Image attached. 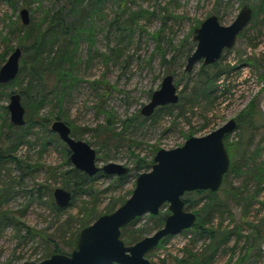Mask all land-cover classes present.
I'll return each instance as SVG.
<instances>
[{
  "label": "rangeland",
  "instance_id": "rangeland-1",
  "mask_svg": "<svg viewBox=\"0 0 264 264\" xmlns=\"http://www.w3.org/2000/svg\"><path fill=\"white\" fill-rule=\"evenodd\" d=\"M50 1L56 0H41L39 4L31 0L29 6L24 7L28 8L30 18L36 22ZM16 2V7H13L8 0H0V66L11 50L19 46L22 36L18 26L19 23L23 24L19 16V9L23 5L19 0ZM84 3L85 12L78 13V16L81 23L93 28V44L89 45L85 34L79 35L76 43L70 42L68 48L74 52V61L65 64V67L72 69L71 72L78 76L77 81L67 87L60 102L54 93L45 97L38 113L48 115L50 124L59 113L58 118L63 119L75 135L95 148L97 165L113 161L130 168L137 157L148 159L159 148L181 145L188 135H204L229 118H236L250 101L261 109L264 122V0H126L127 10L124 11L143 10L132 30L116 31L110 30V21L118 11V0H102L94 4L95 8L88 5L89 0ZM244 4L251 7L252 16L238 34L234 45L224 49L219 58L223 67L231 68L226 79L228 87L221 85L224 76L219 80L215 92L217 99L209 105L201 102L192 110L190 103L186 102L184 114H180L176 107H163L145 119L134 118L148 102L152 91L160 86L165 74H173L179 94L189 90L202 65L200 60L190 71L184 70V52L193 50L196 43L193 39L194 28L211 13L217 15L220 23L229 24ZM3 36H7V41L2 40ZM104 54L108 56L107 60H104ZM22 75L19 74L17 83L2 87L0 105L7 104L11 92H20L26 80ZM21 101L25 107V120L29 121L20 130L24 136L15 155L21 159L23 170L12 162H0V182L6 183L3 205L26 225L42 233L26 234L25 229L18 231L11 222L0 224V261L14 263L40 261L48 257L46 250L50 242L46 235L58 241L65 253L70 252L72 247L67 240L79 227L74 221H71L70 228L62 227L64 219L77 214L85 199L90 201L89 206H96L98 212L104 211L114 198L126 199L135 183V177L130 175L125 183L112 184L111 174L101 171L94 176L96 191L92 198L85 194L75 195L68 210L55 214L48 206L49 196L38 198L36 188L39 183L45 182L53 188L62 186L61 171L69 168L64 150L66 145L59 142L61 139L58 136L59 141L44 127L35 124L36 115L29 111V101H24L23 96ZM185 101L188 99L183 94L179 102L183 104ZM99 106L112 110L113 114L112 130L104 128L110 137L103 144L98 141L97 131L108 122ZM131 117L134 121L124 124V120ZM5 119L10 121L8 111L0 115V138L1 131L5 133L7 130ZM237 131H231L229 138L235 136ZM263 132L264 126L258 137ZM51 167L56 168L55 177L50 174ZM263 201L264 187L260 201L254 204L257 217L264 214ZM166 210L169 211L167 203L159 211ZM234 211V219L237 220L240 213L238 209ZM150 215L145 212L136 221V226L149 228L144 236L158 228L152 227ZM230 219V216L226 217L224 223H229ZM189 238L191 233L181 230L163 244L156 245L147 254L151 264H179L176 258L183 255L185 246L193 249L202 247L204 239L189 242ZM234 239L232 236L230 244ZM241 248L240 243L235 250L239 252ZM229 252L230 249L219 251L210 264H223ZM250 264H264V249Z\"/></svg>",
  "mask_w": 264,
  "mask_h": 264
},
{
  "label": "trees",
  "instance_id": "trees-1",
  "mask_svg": "<svg viewBox=\"0 0 264 264\" xmlns=\"http://www.w3.org/2000/svg\"><path fill=\"white\" fill-rule=\"evenodd\" d=\"M17 0H8L13 7H16ZM23 7L29 6L31 0H19ZM39 4L41 0H34ZM86 0H56L50 1L49 5L44 7L42 17L40 20L34 22L31 18L27 24H20L19 29L22 31L20 37L19 46L22 48V55L18 73L16 77L7 82L0 83V91L2 87L7 84L17 83L19 74L22 75L25 80V85L19 89L21 97L24 101H29V111H33L36 115L35 124L44 127V130L49 133L53 138L59 141L57 134L49 127L50 117L39 114L40 105L43 104L45 97L49 94L57 96V100L60 102L62 96L70 84L77 81L78 76L71 72L72 69L66 68L65 64H72L74 52L69 49L70 42L76 43L75 39L79 35H84L88 40L89 45L93 44V28L81 23L78 13L83 14L84 2ZM102 0H89V4L95 8L96 3ZM118 11L110 21V30H132L135 23L141 14V10H129L126 12V0H118ZM122 13V14H121ZM153 13V12H152ZM255 15V10L253 12ZM124 17V19H122ZM241 33V32H240ZM158 36V32H156ZM3 41H7V36L2 37ZM192 50H186L184 56ZM104 60L108 59L106 54L103 55ZM175 58V56L173 57ZM163 59L166 60L165 55ZM171 61V59H170ZM264 65V61H263ZM231 66H224L220 63L219 59L210 64H202L197 71V77L193 83L188 87V91L184 94V97L188 101L181 104L179 101L183 97V94H179V99L176 103L167 104L164 106H158L153 115L163 107H176L179 109L180 114H184L185 104L189 102L191 110L195 105L203 103H212L217 99L215 94L219 80L221 76H224L221 85L228 87L229 83L226 81L229 69ZM104 83H107L103 79ZM112 86V85H110ZM3 90V89H2ZM68 90V89H67ZM1 98V96H0ZM104 111L106 115V121L104 127L101 126V130L97 131L98 141L102 144L107 141L109 133L105 132L104 128L110 129L113 123L112 110L104 109L99 106L98 108ZM190 110V109H189ZM5 104L0 105V113L5 115L7 112ZM28 113L30 114V112ZM0 114V115H1ZM59 113H56L55 117H59ZM150 115V116H151ZM150 116H143L141 113L135 114L134 118L145 119ZM236 127L238 129L235 136L229 138L230 133H227L224 137V143L228 151L230 163L227 172L223 176V181L219 189H195L186 191L183 194L184 205L186 209H191L196 213L195 222L188 228L184 229V232L191 233V239L202 238L204 243L200 249H193L185 246L184 253L181 257L176 258L179 264H210L215 258L216 254L221 250L230 249L229 255L223 264H250L254 262L264 249V214L261 217H257L255 203L260 201V195L264 187V132L260 134L261 128L264 126L263 113L261 109L253 101L247 103L242 109L241 113L236 116ZM5 126L7 130L1 131L2 136L0 138V162H12L17 167H21L23 170L22 161L15 155L16 149L19 143L23 139L21 129L25 128V124L28 123L27 119L22 125H14L9 120L5 119ZM131 117L124 120V124L133 122ZM136 121V120H135ZM27 122V123H26ZM33 124V123H32ZM31 125V124H30ZM110 125V126H109ZM107 126V127H106ZM112 130V129H110ZM4 133V135H3ZM71 134L75 135L73 130ZM4 136V137H3ZM189 136V135H188ZM110 137V136H109ZM102 140V141H101ZM64 145L63 141H59ZM67 147V146H66ZM64 147L66 152V160L69 163V168L62 170L63 174L62 186L69 189L72 192V198L70 204L67 207L58 206L54 198L52 197L53 186L48 182L39 183L36 188V196L42 198L49 196L47 199L49 208L57 215L68 210V207L72 205L75 195H90V198L94 196L96 191L94 186V176L99 175L101 171L94 175H88L85 172L74 167L69 160V150ZM153 162V155L146 159L145 157H137L134 164L128 170L120 175H111L112 184L118 182L119 184L125 183L130 175L136 176L151 167ZM32 166V165H28ZM56 168H50V174L56 176ZM106 174V173H104ZM56 180V178H54ZM2 183V182H0ZM6 183L0 185V224L13 223L18 231L25 229L26 234L32 232H39L37 229L26 225L21 221L13 211L4 208L3 202L6 199L5 186ZM132 191V190H131ZM131 193V192H130ZM32 195L34 193L31 192ZM193 197H196L193 199ZM125 199L120 197L114 198L105 207V210L98 212L96 206H89L90 201L84 200L80 211L75 215H68L63 223L62 227H69L71 221L75 222V225L79 227L71 235L67 243L70 247H74L77 233L80 228L91 223L98 215L107 213L115 209ZM264 202V201H263ZM238 209L240 217L235 220V211ZM253 212V215L251 214ZM169 211L151 214L150 218L153 219L152 227H160L166 215ZM230 216L229 223H224L226 217ZM137 218H134L127 225L121 229V237L126 243H132L139 238L143 237L149 228L136 226ZM67 229V228H66ZM50 235H46V238L50 242L47 247L46 256L51 255L54 252H64L62 246L58 241H54ZM235 237L232 244L231 238ZM170 236H166L160 240L157 244H163ZM241 243V249L237 252L235 249L238 244ZM71 248V249H72ZM150 252V251H149ZM149 252L147 254H149ZM148 257V256H147ZM30 262L14 263L11 261H0V264H29Z\"/></svg>",
  "mask_w": 264,
  "mask_h": 264
},
{
  "label": "water",
  "instance_id": "water-1",
  "mask_svg": "<svg viewBox=\"0 0 264 264\" xmlns=\"http://www.w3.org/2000/svg\"><path fill=\"white\" fill-rule=\"evenodd\" d=\"M19 16L22 23L27 24L30 19L28 8L21 7ZM251 16L252 9L247 4L241 7L229 24L220 23L214 13L207 15L194 28L196 44L186 57L184 70L190 71L200 60L206 65L219 59L224 49L234 45ZM21 55L20 46L11 50L0 66V83H7L16 77ZM178 99L174 76L167 73L160 86L152 91L148 102L140 108V113L150 116L158 106L176 103ZM6 107L11 123H25V107L19 92L9 94ZM235 127L236 119L231 117L204 135L188 136L181 145L157 149L151 167L136 176L129 196L112 211L98 215L80 228L70 252H54L29 264H151L148 251L162 238L190 227L196 220V213L185 208L183 194L195 189L217 190L221 186L230 163L224 137ZM50 129L67 146L73 166L86 174L94 175L102 171L120 175L127 171V166L113 161L97 165L95 148L86 140L75 138L63 119H54ZM52 194L58 206L67 207L70 204L72 192L69 189L55 186ZM165 203L169 212L163 224L153 233L130 244L122 239L123 226L145 212L158 213Z\"/></svg>",
  "mask_w": 264,
  "mask_h": 264
},
{
  "label": "bare ground",
  "instance_id": "bare-ground-1",
  "mask_svg": "<svg viewBox=\"0 0 264 264\" xmlns=\"http://www.w3.org/2000/svg\"><path fill=\"white\" fill-rule=\"evenodd\" d=\"M213 63V62H212ZM210 64V63H209ZM76 138V137H75ZM65 144V143H64ZM124 227V226H123ZM122 229V228H121Z\"/></svg>",
  "mask_w": 264,
  "mask_h": 264
},
{
  "label": "flooded vegetation",
  "instance_id": "flooded-vegetation-1",
  "mask_svg": "<svg viewBox=\"0 0 264 264\" xmlns=\"http://www.w3.org/2000/svg\"><path fill=\"white\" fill-rule=\"evenodd\" d=\"M196 44V43H195ZM194 49V48H193ZM155 111V110H154ZM230 133V132H229ZM127 170H128V168H127Z\"/></svg>",
  "mask_w": 264,
  "mask_h": 264
}]
</instances>
